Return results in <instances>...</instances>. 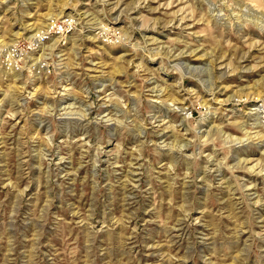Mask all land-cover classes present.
I'll use <instances>...</instances> for the list:
<instances>
[{
	"label": "rangeland",
	"instance_id": "rangeland-1",
	"mask_svg": "<svg viewBox=\"0 0 264 264\" xmlns=\"http://www.w3.org/2000/svg\"><path fill=\"white\" fill-rule=\"evenodd\" d=\"M0 264H264V0H0Z\"/></svg>",
	"mask_w": 264,
	"mask_h": 264
},
{
	"label": "bare ground",
	"instance_id": "bare-ground-1",
	"mask_svg": "<svg viewBox=\"0 0 264 264\" xmlns=\"http://www.w3.org/2000/svg\"><path fill=\"white\" fill-rule=\"evenodd\" d=\"M33 38L36 40V39L38 38V36L34 34V35H33ZM259 112H260V111L258 110V114H259ZM258 116H259V115H258Z\"/></svg>",
	"mask_w": 264,
	"mask_h": 264
}]
</instances>
